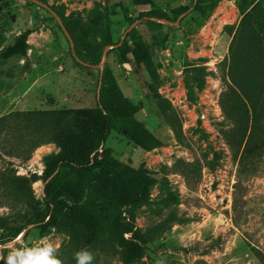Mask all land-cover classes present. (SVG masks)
<instances>
[{
  "label": "rangeland",
  "instance_id": "374dc122",
  "mask_svg": "<svg viewBox=\"0 0 264 264\" xmlns=\"http://www.w3.org/2000/svg\"><path fill=\"white\" fill-rule=\"evenodd\" d=\"M256 2L262 6L252 10ZM0 4V117L93 108L104 67L112 71L124 117L113 120L106 146L121 163L144 167L155 180L148 202L135 211V225L148 241L143 257L133 264H264V85L257 52L249 45L250 36L259 34L264 24V0H47L71 28H85L74 44L75 54L48 10L30 0ZM137 20L142 21L133 29L159 74L156 91L130 53L126 62L112 49L99 65L77 60V50L107 41L114 48L126 41L131 50L134 41L128 35L122 38ZM19 37L24 53L5 58ZM198 66L206 70L201 89L187 76ZM243 67L245 90L257 107L255 120L250 102L231 77ZM133 120L162 145L139 147L126 134ZM76 121L71 114L64 123L74 128ZM24 125L21 121L20 127ZM9 137L0 128V183L8 161L16 176L36 174L41 179L32 190L44 208L46 157L61 150L48 138L23 160L16 157L17 139L8 143ZM9 150L16 155L8 156ZM85 201L89 203L87 196ZM10 213L0 206V216ZM122 217L129 221L128 212ZM86 238V230H81L77 245L63 230L44 232L31 226L0 245V264H5L9 250L32 248L45 239L57 248L62 264H76L80 250L93 254L92 264H124L111 228H102L97 242L83 246Z\"/></svg>",
  "mask_w": 264,
  "mask_h": 264
},
{
  "label": "trees",
  "instance_id": "16d2710c",
  "mask_svg": "<svg viewBox=\"0 0 264 264\" xmlns=\"http://www.w3.org/2000/svg\"><path fill=\"white\" fill-rule=\"evenodd\" d=\"M38 1L47 3V0ZM133 1L136 4L151 3V0ZM261 6V2H256L252 5V10H257ZM52 9L62 18L74 44H79L82 33L86 32L85 28H71L64 14L55 8ZM161 17L169 18L165 15ZM136 32V29H133L128 34V38L134 41L131 50H127L126 41L112 50L120 52L119 59L122 62L128 61L127 53H130L133 62L146 69L152 91H156L159 74L146 45L140 42ZM29 34V31L22 34V39L25 40ZM111 44V41H107L93 49L77 50L76 53L82 61L99 65L105 48ZM249 45L257 52V59L262 66L260 84L263 86L264 24H261L259 34L253 33L250 36ZM20 51L23 52L19 37L3 56L8 58L20 54ZM244 73L243 67L238 75L232 74L231 77L233 83L244 92L247 101L250 102L252 119L255 120L257 107L254 98L245 90L247 88ZM187 76L192 82L197 83L200 89L203 88L206 77L203 66L190 68ZM71 114L77 117L74 128L64 123ZM122 117L124 114L120 106L117 82L107 65L101 79L98 102L93 108L59 112L54 115L47 112L39 114L15 112L0 117V128L6 130L10 136L8 143L14 139L18 141L16 157L29 160L33 152L48 138L61 150L59 154L46 157L42 176L45 183L44 208H41L42 204L36 200L32 190V184L41 178L36 174L31 177L16 176L10 167L13 162H6L8 166L2 174L0 183V206H6L11 213L0 216V231H4V234L0 235V245L16 239L31 226L40 227L44 232L48 228L63 230L77 245L80 231L86 230L87 238L83 246L97 242L102 228H111L121 248L120 254L124 264H133L143 257L148 240L135 225V211L148 202L155 180L146 168L135 169L121 163L113 156V150L106 146L113 120ZM37 119L39 123L34 124ZM48 119H51L53 124ZM21 121L25 122L23 127H20ZM15 133L18 134L17 138H13ZM126 134L145 150L162 145L158 138L135 120L128 124ZM7 153L10 157L16 155L14 150ZM86 196L89 198L88 204L85 201ZM125 211L128 212L129 221L122 217ZM109 214L114 218L110 220ZM128 233L131 236L125 239L124 235Z\"/></svg>",
  "mask_w": 264,
  "mask_h": 264
},
{
  "label": "clouds",
  "instance_id": "9594fccd",
  "mask_svg": "<svg viewBox=\"0 0 264 264\" xmlns=\"http://www.w3.org/2000/svg\"><path fill=\"white\" fill-rule=\"evenodd\" d=\"M57 248L48 240L32 248L21 247L9 250L5 264H62L57 257ZM76 264H92L93 254L80 250L75 254Z\"/></svg>",
  "mask_w": 264,
  "mask_h": 264
},
{
  "label": "water",
  "instance_id": "95a60500",
  "mask_svg": "<svg viewBox=\"0 0 264 264\" xmlns=\"http://www.w3.org/2000/svg\"><path fill=\"white\" fill-rule=\"evenodd\" d=\"M30 1L33 2V3H35V4H37V5L40 6V7H43V8H45L46 10H48V11L50 12V14L56 19V21H57V22L59 23V25L61 26L63 32H64L65 35L67 36V38H68V40H69V42H70V44H71V46H72L73 53L75 54V51H74V41H73L72 36H71V34L69 33L68 29L66 28V26H65V24H64V22H63V20H62V18L59 16V14H58L55 10H53V9H52L48 4H46V3H43V2L38 1V0H30ZM196 2H197V0H196ZM186 14H187V13H184V14L180 17V19H182ZM180 19H179V20H180ZM152 20H156V21H158V22H161V23H167V24H171V25L177 24V23L179 22V21H178V22H176V23H173V22H171V21H168V20H165V19H159V18H152ZM141 21H142V20H137L136 22H134V23L128 28V30L126 31V33H125V35L123 36L122 40H125V39L127 38L128 33H129L133 28H135V27H136ZM120 44H121V43H120ZM120 44H118V45H120ZM113 48H114L113 46H109V47L105 48V50H104V54H103V61L106 60V57H107V55H108V52L110 51V49H113ZM77 60H78L79 62H81L82 64H84V65L90 66V64H88V63H86V62H83V61L80 60L79 58H77Z\"/></svg>",
  "mask_w": 264,
  "mask_h": 264
}]
</instances>
